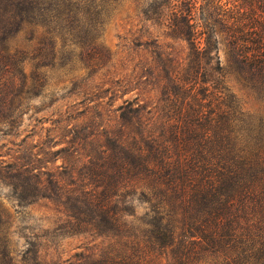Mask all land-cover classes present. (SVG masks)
<instances>
[{
  "label": "trees",
  "instance_id": "trees-1",
  "mask_svg": "<svg viewBox=\"0 0 264 264\" xmlns=\"http://www.w3.org/2000/svg\"><path fill=\"white\" fill-rule=\"evenodd\" d=\"M112 1L0 0L5 124L16 116L13 103L20 91L8 87V74L20 72L26 52L34 65L53 62L57 46L95 31ZM146 4L144 18L163 25L165 38L183 40L187 47L180 67L168 71L179 91L165 98L161 130L147 128L140 143L120 141L127 167H119L135 169L133 177L141 179L138 194L147 206L136 216L117 206L123 201L119 193H99L108 198L98 204V194L88 190L98 202L100 220L117 238L97 256L64 264H264V111L244 108L224 79L233 73L264 98V0ZM214 25L228 47L225 66L216 55ZM19 34L26 42L18 47ZM129 109L138 114L140 106Z\"/></svg>",
  "mask_w": 264,
  "mask_h": 264
},
{
  "label": "rangeland",
  "instance_id": "rangeland-1",
  "mask_svg": "<svg viewBox=\"0 0 264 264\" xmlns=\"http://www.w3.org/2000/svg\"><path fill=\"white\" fill-rule=\"evenodd\" d=\"M148 1L106 4L86 39L57 46L59 57L47 65H34L26 52L20 72L8 74V87L20 91L12 124L0 116V264H64L113 247L117 237L88 190L98 204L108 198L99 193H119L117 206L136 216L145 210L135 169L119 167H127L120 141L140 143L147 128L161 130L165 98L179 91L168 71L187 51L183 40L165 38L163 25L144 18ZM212 34L225 66L224 34L217 25ZM14 42L26 41L19 34ZM224 79L244 108L264 111V98L233 73ZM136 104L138 114L129 109Z\"/></svg>",
  "mask_w": 264,
  "mask_h": 264
}]
</instances>
